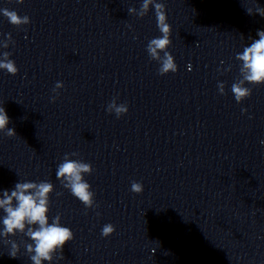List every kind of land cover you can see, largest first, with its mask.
<instances>
[{
  "label": "clouds",
  "instance_id": "obj_1",
  "mask_svg": "<svg viewBox=\"0 0 264 264\" xmlns=\"http://www.w3.org/2000/svg\"><path fill=\"white\" fill-rule=\"evenodd\" d=\"M16 2L22 4L24 0H16ZM150 5L155 8L157 27L162 35L149 41L147 52L152 60L159 62L158 73L160 75L175 73L178 66L173 55L167 51L172 44L170 39L172 29L171 25L167 23L165 5L157 3L156 0H143L139 11L136 8H129L128 13L142 18L148 13ZM246 11L249 15L255 12L264 16V8L259 6L255 10L251 7L247 8ZM0 12L16 27L30 23V18L27 15L21 17L14 10L0 9ZM257 35L259 39L253 40L250 46L245 47L242 53L236 55V59L241 62L240 73L242 78L232 84L231 91L237 103L243 102L252 94V89L246 87V83L264 84V31L258 30ZM7 38L12 39L11 34H8ZM2 46L6 48L7 44ZM10 55L9 52H3V58L0 59V69L16 75L19 70L15 61L9 59ZM61 88H63V83L57 82L52 89L55 93L51 97L52 102H55L59 96L58 90ZM218 88L223 94L225 85L219 83ZM128 110V105L126 103L117 104L116 98H113L107 106V111L109 113L114 112L117 118L127 114ZM246 111L247 109H242V112ZM9 123L10 119L4 107L0 106V132H5L7 136L12 137L16 133L14 128L8 127ZM75 155L77 153L65 154L63 162L58 165L56 176L63 187L69 189L72 195L86 208H94L96 206L95 193L91 190V185L84 179L85 174L90 175L92 173V166L90 163L70 159V156ZM53 190L54 186L49 181L18 182L14 189L11 191L4 190L0 195V210L5 213L2 218L3 229L0 231V235L8 237L20 232L29 237L32 243L26 244V251L30 255L32 264H44L45 261L51 264L54 255L57 252L62 253L64 245L74 239L73 231L69 227L62 226L60 215L53 217L49 223L50 194ZM130 190L140 194L143 192V185L133 181ZM115 230L113 224H105L101 230V235L105 238L109 237ZM18 252L19 245L12 241L9 255L16 258ZM61 258H63L62 255Z\"/></svg>",
  "mask_w": 264,
  "mask_h": 264
}]
</instances>
